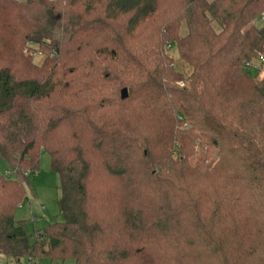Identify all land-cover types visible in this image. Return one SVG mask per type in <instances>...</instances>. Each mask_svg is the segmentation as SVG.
<instances>
[{
	"label": "trees",
	"instance_id": "obj_1",
	"mask_svg": "<svg viewBox=\"0 0 264 264\" xmlns=\"http://www.w3.org/2000/svg\"><path fill=\"white\" fill-rule=\"evenodd\" d=\"M262 14L264 0H0V254L264 264ZM44 150L64 220L32 237L15 211Z\"/></svg>",
	"mask_w": 264,
	"mask_h": 264
},
{
	"label": "rangeland",
	"instance_id": "obj_2",
	"mask_svg": "<svg viewBox=\"0 0 264 264\" xmlns=\"http://www.w3.org/2000/svg\"><path fill=\"white\" fill-rule=\"evenodd\" d=\"M43 59L44 55L39 53L35 54L34 61L36 64H41ZM255 71H257L255 68L250 70L252 74ZM259 76H264V70L260 72ZM112 82L115 85V82ZM180 84L184 85L183 83ZM9 170L10 167L0 156V173L6 174ZM24 186L27 196L24 202L17 207L15 218L16 220L25 222V228L28 234L33 237L37 230L64 220L59 210V200L61 198L60 177L51 171L50 157L47 151L44 150L41 152L38 171L28 174ZM22 263L30 264L27 260H23ZM0 264L17 263L12 258L0 254ZM31 264H61V262L54 261L51 263L50 260L42 259ZM64 264L75 263L72 259H68Z\"/></svg>",
	"mask_w": 264,
	"mask_h": 264
},
{
	"label": "water",
	"instance_id": "obj_3",
	"mask_svg": "<svg viewBox=\"0 0 264 264\" xmlns=\"http://www.w3.org/2000/svg\"><path fill=\"white\" fill-rule=\"evenodd\" d=\"M128 96H129L128 89H127V88H123V89L121 90V98H122V99H126Z\"/></svg>",
	"mask_w": 264,
	"mask_h": 264
},
{
	"label": "built area",
	"instance_id": "obj_4",
	"mask_svg": "<svg viewBox=\"0 0 264 264\" xmlns=\"http://www.w3.org/2000/svg\"><path fill=\"white\" fill-rule=\"evenodd\" d=\"M260 23H262V24L264 23V14H262L260 17ZM262 61H264V58L262 59Z\"/></svg>",
	"mask_w": 264,
	"mask_h": 264
}]
</instances>
